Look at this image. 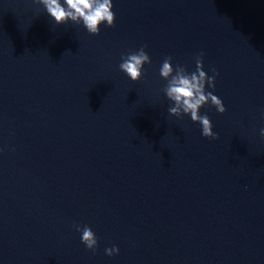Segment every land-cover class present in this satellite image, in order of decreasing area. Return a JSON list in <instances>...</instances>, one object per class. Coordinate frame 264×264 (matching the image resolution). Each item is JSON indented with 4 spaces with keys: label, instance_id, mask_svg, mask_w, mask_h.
I'll list each match as a JSON object with an SVG mask.
<instances>
[{
    "label": "water",
    "instance_id": "water-1",
    "mask_svg": "<svg viewBox=\"0 0 264 264\" xmlns=\"http://www.w3.org/2000/svg\"><path fill=\"white\" fill-rule=\"evenodd\" d=\"M112 4L91 35L0 0V264H264V0ZM201 52L215 140L170 115L159 71Z\"/></svg>",
    "mask_w": 264,
    "mask_h": 264
},
{
    "label": "clouds",
    "instance_id": "clouds-1",
    "mask_svg": "<svg viewBox=\"0 0 264 264\" xmlns=\"http://www.w3.org/2000/svg\"><path fill=\"white\" fill-rule=\"evenodd\" d=\"M35 3L42 5L47 14L54 19L57 25L67 24L69 21L80 25L81 23L91 35H98L100 25L106 23L108 27L114 26L115 13L112 11V0H35ZM203 53L195 57V70L189 72L183 65H172V57L164 59L160 67V76L167 81L163 92L167 99L172 102L168 108L170 115L182 118L190 115L191 120L201 125V134L205 138L218 139L217 133L213 132V125L209 117L200 114V109L211 104L217 112L223 114L226 108L222 100L207 91L208 88H215L216 76L219 75L212 69L213 75L209 76L204 71ZM145 64H151L149 55L144 48L131 52L122 57L119 65L121 71L133 81L141 79ZM264 137V128L260 129ZM76 231L81 232V241L91 251L98 247V240L95 233L88 226L74 225ZM107 255L112 256L119 252L116 247L105 249Z\"/></svg>",
    "mask_w": 264,
    "mask_h": 264
}]
</instances>
